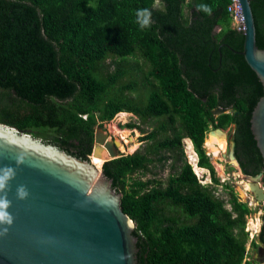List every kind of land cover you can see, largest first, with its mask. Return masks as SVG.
I'll return each instance as SVG.
<instances>
[{
  "label": "trees",
  "instance_id": "1",
  "mask_svg": "<svg viewBox=\"0 0 264 264\" xmlns=\"http://www.w3.org/2000/svg\"><path fill=\"white\" fill-rule=\"evenodd\" d=\"M250 1L264 49V0ZM199 4L211 14L197 11ZM229 4L0 0V124L88 160L96 131L117 114L159 121L151 132L127 124L141 130L144 146L102 166L136 225L138 264H244L251 210L220 183L204 147L208 131L233 127L241 172H263L250 122L263 86L240 54L245 37L232 27ZM141 8L151 12L147 28L136 23ZM216 108L229 112L214 118ZM184 139L193 143L211 185L200 183ZM169 161L166 181L140 177ZM259 241L264 245V216Z\"/></svg>",
  "mask_w": 264,
  "mask_h": 264
},
{
  "label": "water",
  "instance_id": "2",
  "mask_svg": "<svg viewBox=\"0 0 264 264\" xmlns=\"http://www.w3.org/2000/svg\"><path fill=\"white\" fill-rule=\"evenodd\" d=\"M238 2L245 23L240 54L263 86V97L250 122L264 173V49L257 45L251 1ZM228 112L216 108L212 115L217 118ZM208 137L225 139L227 153L222 156L234 167L239 166L233 133L228 136L225 130L213 129ZM120 145L99 128L91 156L80 160L57 146L0 124V167L11 166L16 172L7 189L11 201L8 211L14 219L7 234L0 235V264H138L136 225L124 213L122 195L114 189L113 180L91 163V157H102L104 150L110 156L106 162L119 158ZM17 158L23 163L16 165ZM263 173L244 180L257 202L264 201ZM19 185L26 187V199L16 198ZM258 262L264 263V258Z\"/></svg>",
  "mask_w": 264,
  "mask_h": 264
},
{
  "label": "rangeland",
  "instance_id": "3",
  "mask_svg": "<svg viewBox=\"0 0 264 264\" xmlns=\"http://www.w3.org/2000/svg\"><path fill=\"white\" fill-rule=\"evenodd\" d=\"M157 7H160V6L157 5ZM129 61L131 63L141 64L142 65V71L143 72L147 71V68L143 65L142 59H140V57H132L129 59ZM137 79L143 80V75L142 74L137 75ZM127 114H129V113H127ZM130 123L140 126V128H142L146 132H151L152 126L157 125L159 123V121L153 122V125L151 123L150 124H143L140 120L134 119L132 114L127 115L126 118H124V116H123V118H119V119H116L115 121H113L112 124H115L118 129L120 127L121 128V130H120L121 135L125 136L127 138V140L129 141L128 148L125 146V143L120 138L118 132H115L114 134H109L108 131H110V130H109L108 126L106 127V129H105V127L101 128L106 134L109 135L110 141H118V142H121V145L125 146V151H120V154H125V155L133 154L137 150H139V148L144 146V143L141 142V138L143 136L141 133V130L140 129H130V128L126 127V125L130 124ZM225 131L229 135H231L233 133V127L228 128ZM125 132H126V134H123ZM127 136H129V139ZM212 138H215V137H212ZM216 139L225 142L224 153H227V141L225 139H220V138H216ZM39 140H41L43 142L42 139H39ZM206 142H207V139H206ZM183 145H184V152L187 155L186 157L189 161V154H188L189 141L187 139H184ZM204 147L206 149L207 155L210 158L212 165L214 166L216 176L219 178L220 183L221 184H226V183L229 184L231 187H233L234 192L237 194V196L240 198V200L246 201L248 199V195H247L246 191L250 190L249 188L245 189L244 180L246 178V175H244L243 172H241L239 166L234 167L230 163V161L228 160L227 157L224 158L223 156L219 155L218 158L214 159L213 156L211 154H209L208 148L206 147V143H205ZM196 159H197V157H196ZM171 164H172L171 161H169L168 166L165 168H161L160 165H157L156 167L153 166L152 172L147 173L146 175L141 174L140 177H142L144 180L155 179V180H160V181H166L169 174L171 173ZM197 176L201 180V183L203 185L207 186V185L211 184L210 176H209V173L207 170H206V173L203 174L202 176H199L198 174H197Z\"/></svg>",
  "mask_w": 264,
  "mask_h": 264
},
{
  "label": "built area",
  "instance_id": "4",
  "mask_svg": "<svg viewBox=\"0 0 264 264\" xmlns=\"http://www.w3.org/2000/svg\"><path fill=\"white\" fill-rule=\"evenodd\" d=\"M227 13L229 14L231 18L232 27H234L236 31L243 33L245 30L243 9H241V6L238 0H230V4L227 7ZM127 115L129 114L127 113L117 114L112 121L106 122L104 124V127L105 129L107 126L109 127L110 131L107 130L109 134H114L115 132H118L120 138L125 143V146L128 148L129 141L127 140L125 136L121 135V132H120L121 128L119 127L118 129L115 124H112L113 121H115L116 119L123 118V116L124 118H126ZM127 137L129 139V136ZM196 157H197L195 161L196 163L194 164V162H192L190 155H189V163L193 166L194 169L195 167L198 166V161H199L197 154H196ZM200 183H201V180H200ZM203 186H206V185H203ZM220 193H221V188L219 187L217 188V194H220ZM246 193L248 195V199L246 201H241L239 198L241 202L247 203L248 207L251 210V213L247 216V222H246V227H245V231L248 234V243H247L246 257L244 260V264H247L248 262L252 260V256H253L252 243L258 242V238H259V235L263 227V216H264V201L257 202L249 192H246Z\"/></svg>",
  "mask_w": 264,
  "mask_h": 264
},
{
  "label": "clouds",
  "instance_id": "5",
  "mask_svg": "<svg viewBox=\"0 0 264 264\" xmlns=\"http://www.w3.org/2000/svg\"><path fill=\"white\" fill-rule=\"evenodd\" d=\"M197 11H202V12L210 15L212 12V9L207 4H199V5H197ZM135 16H136V23H138L141 28H147L150 26V24H151V12H150V10H148L146 8L137 9L135 12ZM133 117H134V119H138L134 115H133ZM119 152H120V150H119ZM15 163H16V165H20L23 163V160L17 158ZM194 171H195V169H194ZM195 173H196V171H195ZM15 174H16L15 168H13L11 166L0 167V226H4V227H0V235L7 234L8 227H10L12 225L13 219H14L12 214L8 211V209L11 207V201L7 198V189H8L9 181L15 177ZM196 175H197V173H196ZM207 186H209V185H207ZM261 187L264 188L263 184H261ZM246 192L250 193V191H246ZM27 196H28V191H27L26 187L24 185H19L16 188V198L23 200V199H26ZM258 241H259V238H258ZM257 244H258V242H257ZM258 246H260V245L258 244ZM252 258H253V256H252Z\"/></svg>",
  "mask_w": 264,
  "mask_h": 264
},
{
  "label": "bare ground",
  "instance_id": "6",
  "mask_svg": "<svg viewBox=\"0 0 264 264\" xmlns=\"http://www.w3.org/2000/svg\"><path fill=\"white\" fill-rule=\"evenodd\" d=\"M123 134H126L123 133ZM189 146H188V154L190 155V158L194 164L196 163V152L194 151L193 143L188 139ZM225 142L218 140L216 138L208 137L206 142V147L208 148L209 154L213 156L214 159L218 158V156H222L221 154L224 153L225 150ZM120 151H125V146L120 145ZM110 159V156L108 155V152L104 150L102 157H91V163L97 167V169L101 170L103 164L106 162V160ZM195 171L199 176H202L206 173V169L199 168L198 166L195 167ZM248 188L245 185V189ZM244 189V190H245ZM249 190V189H248Z\"/></svg>",
  "mask_w": 264,
  "mask_h": 264
},
{
  "label": "flooded vegetation",
  "instance_id": "7",
  "mask_svg": "<svg viewBox=\"0 0 264 264\" xmlns=\"http://www.w3.org/2000/svg\"><path fill=\"white\" fill-rule=\"evenodd\" d=\"M228 134V133H227ZM229 135V134H228ZM261 173H263V172H261ZM260 173V174H261ZM247 177V176H246ZM261 184H263L264 185V173H263V179H262V181H261ZM263 228V227H262ZM259 258H264V245L261 243V245L260 246H258V248H256V249H254L253 248V258H252V260H251V262L253 263V264H264V263H260V262H258V259Z\"/></svg>",
  "mask_w": 264,
  "mask_h": 264
}]
</instances>
